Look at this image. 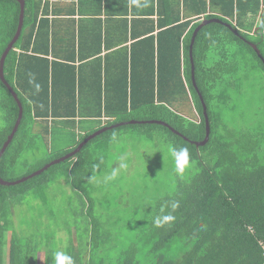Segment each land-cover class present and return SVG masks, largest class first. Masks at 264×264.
I'll return each instance as SVG.
<instances>
[{
    "label": "trees",
    "instance_id": "16d2710c",
    "mask_svg": "<svg viewBox=\"0 0 264 264\" xmlns=\"http://www.w3.org/2000/svg\"><path fill=\"white\" fill-rule=\"evenodd\" d=\"M97 3L99 9L105 8L107 17L118 13L121 17L131 11L134 18L130 33L133 41L123 47L120 67L113 66L114 71H109L108 60L115 52L105 55L98 98L94 101L93 93L83 91L79 69L73 64L75 58H47L53 42L49 15L55 14L54 6L48 0H24L22 29L3 65L4 79L20 101L22 117L0 157V177L16 181L7 175L22 150L34 144L35 138L42 140L53 134L56 123L77 128L90 118L97 122L103 117L108 119L73 139L69 146L54 151L56 154L35 171L75 149L96 130L122 121L159 120L190 141H202L206 128L198 92L206 105L208 141L196 146L157 123L122 125L89 140L73 157L51 165L39 175L18 184H0V264L4 261L6 233L7 264H37L38 257H43V264H56L57 252L70 256L72 264H141L138 254L143 251L151 254L149 264H264V98L263 107L257 108L259 112L245 115L247 120L238 127L225 126L219 118L221 110L235 112L236 94L259 88L264 95V63L249 44H255L264 58V0H118L115 11L107 1ZM19 14L18 1L0 0V57L15 34ZM211 18L230 27L210 22L197 32L192 47L197 92L191 78L189 45L196 26L202 19ZM101 26L91 37L95 55L124 42H111ZM81 29L78 27V34ZM77 40L78 58L86 60L87 54L79 56L82 45ZM96 60L101 62L100 56ZM109 72L116 76H109ZM102 86L103 97L99 95ZM109 86L116 87L115 97L108 94ZM0 90L4 120L1 149L17 119L19 106L1 79ZM180 99L189 100L193 118H184L174 108ZM47 119L51 123H42L39 132L30 129ZM128 130L150 138L161 134L169 148H187L191 157L190 166L176 174L172 192L154 199L146 215L149 221L142 230L109 227L107 213L93 216L96 196L90 181L95 178L94 168L104 160L98 151L107 152L116 136ZM171 161L174 162L172 156ZM59 179L78 198L72 204L76 212L70 214L71 217L73 213V226L65 224V214L61 213L67 242L53 248L37 240L35 233L25 236L16 230L12 212L27 194H37L38 199ZM172 202H178L179 207L172 210ZM168 214L175 219L157 226L156 220ZM123 231L132 232L127 243Z\"/></svg>",
    "mask_w": 264,
    "mask_h": 264
},
{
    "label": "rangeland",
    "instance_id": "374dc122",
    "mask_svg": "<svg viewBox=\"0 0 264 264\" xmlns=\"http://www.w3.org/2000/svg\"><path fill=\"white\" fill-rule=\"evenodd\" d=\"M258 82L260 80L256 81V83ZM236 96L235 112L228 109L221 110L219 116L225 126L234 128L244 124L247 120L244 119L245 115L250 116L259 112L257 108L263 107L264 98L259 88H255L252 92L246 89L242 94H236ZM174 108L186 119L194 117L193 107L187 99H180ZM92 123L95 124V122ZM62 124L56 123L53 134H49L42 140L35 138L34 144L23 149L15 167L7 176L18 180L29 172H34L42 163L55 155L57 150L69 146L73 139H78V128L66 127ZM3 126L4 120L0 110V129ZM35 126L30 129L35 131ZM25 130L28 132V128ZM169 149V146L163 142L161 134L150 138L128 130L124 134L116 136L113 143L108 146L107 152L98 151L102 152L104 160L102 158L99 166L94 168L93 176L95 178L90 181L93 194L96 196L93 216L107 213L106 216L110 217L107 226L118 230H127L130 226L142 230L144 226H147L145 223L149 220L146 215L151 211L154 199L167 195L174 188L177 172L175 163L171 161ZM121 159L127 163L126 169H118ZM114 170L117 171V174L114 178L108 179ZM65 185L66 182H61L60 179L54 181L38 199H35L37 194H27L24 201L16 204L13 208L15 229L25 236L35 233L37 240L41 239L53 248L66 244L67 233L64 225L73 226V213L71 217L70 214L71 211L76 212V208L72 204L78 196L72 192L70 187H67L68 185ZM64 209H67L65 213H63ZM106 209H110V212ZM61 213L65 214L66 218L65 224L62 226ZM118 219L121 223H118ZM72 231L74 232L73 228ZM123 232L126 235L124 243H127L132 232ZM8 234L6 233L5 236L3 264L8 263ZM75 250L80 252L79 248ZM175 250L176 248H172V251ZM43 251L44 249H41L40 255ZM138 257L141 264H149L148 260L151 259V254H145L143 251L138 254ZM42 259L43 257L41 259L38 257L37 264H43Z\"/></svg>",
    "mask_w": 264,
    "mask_h": 264
},
{
    "label": "crops",
    "instance_id": "0c3cea01",
    "mask_svg": "<svg viewBox=\"0 0 264 264\" xmlns=\"http://www.w3.org/2000/svg\"><path fill=\"white\" fill-rule=\"evenodd\" d=\"M50 4L54 6V12L55 14H50L49 18L52 22V31L50 37H52V44L50 53L47 56L49 60L52 59H60V60H66L75 58L73 64L76 65L79 69V79L81 81L83 91L86 92V94L93 93L95 101V98H98V84L100 76L103 75V68L105 65V55L110 54L111 52H115L114 56L111 57L108 61V70L114 71V67H120L119 64L122 61L121 53L123 47L129 46L130 43H132L133 40L130 38V33L132 31V19L134 16L132 15L131 11H128L126 15H122L121 17L118 16V14H111L109 17H107V14L105 13V8L102 7V9L98 8L97 0H48ZM107 1V4L109 7H111L112 11H115L116 5L118 4V0H104ZM118 9V8H117ZM111 11V12H112ZM99 14V16L94 17L93 14ZM100 18L101 20L98 21ZM126 20V28L123 27V19ZM74 20V21H73ZM203 20V19H202ZM99 25H102L101 27L106 31V36L111 42H117L120 40L122 44L117 43L114 47L110 48V50L103 49L102 52L96 53L95 55V49L92 45V40L94 38H91L94 33H96L97 28ZM80 26L82 29L80 30V33L78 34L77 30L78 27L80 29ZM142 27V26H140ZM96 28V30H95ZM126 29V32H125ZM74 34L77 35V37H74ZM79 35V36H78ZM81 36V38H79ZM51 39V38H50ZM74 39L75 45H72V41ZM77 39H79L82 47L80 49L79 56L86 55V60H80L78 58V53H76L77 50ZM51 42V41H50ZM74 49H73V47ZM122 47V48H121ZM120 49V53L117 52V50ZM75 50V53H74ZM89 54V55H88ZM101 58V62H98L96 59L97 57ZM61 75V73H58ZM116 76V73L109 72V76ZM143 77V75H142ZM141 78V75H139V80ZM142 79V78H141ZM111 86V85H110ZM109 86V92L108 94L112 97H115V91L116 87H110ZM102 97L105 93V88L102 86ZM114 93V94H113ZM109 97V96H108ZM114 117H110V120H113ZM101 120V121H99ZM98 122L96 120H93V118H90L86 120V122H82L81 126L78 127V135L80 137L81 134H84L92 127H98L105 123L108 119L106 117L100 118ZM92 122H95L93 124ZM97 122V123H96ZM123 122V121H122ZM42 123L44 126H46V123H51L50 119L43 120V122H39L35 124V132H39L41 129ZM80 125V124H79ZM78 137V138H79Z\"/></svg>",
    "mask_w": 264,
    "mask_h": 264
},
{
    "label": "water",
    "instance_id": "95a60500",
    "mask_svg": "<svg viewBox=\"0 0 264 264\" xmlns=\"http://www.w3.org/2000/svg\"><path fill=\"white\" fill-rule=\"evenodd\" d=\"M20 3V14H19V20H18V25H17V29L15 31L14 36L12 37V39L9 41V43L7 44V46L5 47L1 57H0V79L2 80V82L4 83V85L7 87V89L10 91V93L12 94V96L14 97V99L16 100V102L18 103L19 106V113L17 116V119L13 125V128L11 130V132L9 133L7 139L5 140V142L3 143L1 149H0V157L2 156V154L4 153L6 147L9 145V143L11 142L13 136L15 135L17 128L20 124L21 121V117H22V106L20 104V101L15 93V91L12 89V87L6 82V80L4 79L3 76V65H4V60L5 57L7 55V53L9 52V50L13 47L14 43L16 42V40L18 39L21 29H22V25H23V18H24V0H16ZM210 22H218V23H222L228 27H230L229 24L223 23L221 20L217 19V18H211V19H203L199 25L196 26V28L194 29L193 33H192V37H191V41H190V45H189V54H190V61H191V78H192V83L193 86L195 87L196 91L198 92L196 83H195V78H194V64H193V60H192V47H193V43H194V39L196 37L197 32L200 30V28ZM232 29V28H231ZM233 30V29H232ZM233 32L235 34H237L236 30H233ZM249 44L251 45V47L255 50V52L257 53V55L259 56V58L263 61L264 63V58L261 56L259 49L257 48V46L251 42H249ZM199 98L202 102V107H203V115H204V119H205V128H206V132H205V137L202 141H190L188 140L186 137H184L182 134H180L178 131L174 130L173 128H171L166 122L163 121H159V120H141V121H137V120H129V121H124V122H118L115 124H112L110 126H106L103 128H100L98 130H96L95 132H93L92 134L88 135L83 141H81L76 147L75 149H73L72 151L66 153L65 155L56 158L50 162H48L47 164H45L43 167H41L40 169L34 171L33 173L29 174L28 176L22 177L16 181H5L0 177V184L3 185H11V184H18L20 182H23L29 178H32L36 175H39L40 173H42L44 170L48 169L51 165L57 164L59 162L64 161L67 158L73 157L76 153H78L81 148L91 139H93L94 137L104 133L107 130L116 128V127H120L122 125H127V124H134V123H157V124H161L164 125L168 128H170L174 133L182 136L185 140L195 144L196 146H200V145H204L209 138V121H208V116H207V112H206V105L203 102L202 96L201 94L198 92Z\"/></svg>",
    "mask_w": 264,
    "mask_h": 264
},
{
    "label": "clouds",
    "instance_id": "9594fccd",
    "mask_svg": "<svg viewBox=\"0 0 264 264\" xmlns=\"http://www.w3.org/2000/svg\"><path fill=\"white\" fill-rule=\"evenodd\" d=\"M37 90H39V85H36ZM171 156L173 157L174 163H175V171L179 174H182L186 168H188L191 164V157L189 154V151L187 148L180 147H170L169 149ZM127 163L121 159L118 169L123 170L127 168ZM117 174V171L114 170L111 176L108 177V179H112ZM179 207L178 202H172L171 208L172 210H175ZM163 211V208L161 209ZM175 219V217L171 214L163 215L162 217L158 218L156 220L157 226H162L163 223H170ZM56 264H72V259L70 256L66 255L62 252H57L55 254Z\"/></svg>",
    "mask_w": 264,
    "mask_h": 264
},
{
    "label": "bare ground",
    "instance_id": "6f19581e",
    "mask_svg": "<svg viewBox=\"0 0 264 264\" xmlns=\"http://www.w3.org/2000/svg\"><path fill=\"white\" fill-rule=\"evenodd\" d=\"M259 29V28H258Z\"/></svg>",
    "mask_w": 264,
    "mask_h": 264
}]
</instances>
